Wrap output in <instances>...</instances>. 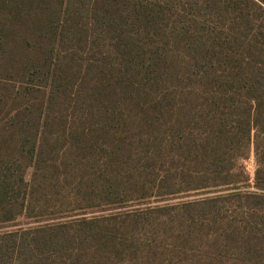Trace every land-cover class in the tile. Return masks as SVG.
<instances>
[{
    "label": "trees",
    "instance_id": "16d2710c",
    "mask_svg": "<svg viewBox=\"0 0 264 264\" xmlns=\"http://www.w3.org/2000/svg\"><path fill=\"white\" fill-rule=\"evenodd\" d=\"M188 191L264 206V0H0V264H107L49 202Z\"/></svg>",
    "mask_w": 264,
    "mask_h": 264
},
{
    "label": "rangeland",
    "instance_id": "374dc122",
    "mask_svg": "<svg viewBox=\"0 0 264 264\" xmlns=\"http://www.w3.org/2000/svg\"><path fill=\"white\" fill-rule=\"evenodd\" d=\"M239 162L251 180L252 153ZM87 180L86 176L81 188H87ZM238 189L257 191L251 183H241ZM219 193L188 191L143 198L135 193L129 201L114 204L92 194V199H82L78 205L69 199L49 202L51 217L38 222H65L74 229L82 218H99L86 228L89 231L78 234L83 241L77 243L85 251L90 245L105 244L107 264H264V206L223 198L213 216L201 200ZM35 224L24 219L0 232Z\"/></svg>",
    "mask_w": 264,
    "mask_h": 264
}]
</instances>
